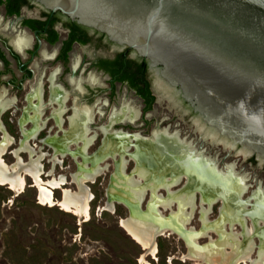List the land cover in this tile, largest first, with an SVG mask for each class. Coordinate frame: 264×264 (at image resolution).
<instances>
[{"label":"bare ground","instance_id":"6f19581e","mask_svg":"<svg viewBox=\"0 0 264 264\" xmlns=\"http://www.w3.org/2000/svg\"><path fill=\"white\" fill-rule=\"evenodd\" d=\"M89 81L91 82L90 79ZM157 87L164 91L168 90V87L160 81H157ZM40 89L42 91V88ZM4 94L6 96V93ZM10 99L0 100V113L10 107ZM27 100V104L18 117L21 140L19 147L11 151L16 158L15 162L11 164L6 163L3 155L13 139L0 121L2 133L0 139L1 185H7L16 191L22 190L26 186V175L32 179L37 187L38 199L41 203L57 204L62 209L87 219L91 194L86 192L83 182L87 177L93 181V178L99 175L102 170L107 169L108 165L101 164V162L106 157H111L114 161V170L110 175V185L106 188L110 200L116 199L117 202H127L131 207L138 206L144 195L148 193V205L145 212L134 213L132 218H121L120 220L126 234L146 252L155 254L156 244H151L153 233L157 225L165 223L170 230L184 240L188 246L189 253L187 255L190 258L204 261L207 264H231L232 262L234 264L242 262L264 264V187L257 183V187L251 192L250 207H247L240 199L243 198L242 193L248 189V176L237 171L234 163H224L219 167L216 157L206 155L203 149L196 148L195 143L184 139L185 137L178 138L176 133H167L166 127L161 128L162 130L154 128L155 130L146 138L135 137L134 150L128 151V146L132 142L131 137L119 132H112V130L109 131V127L118 120L135 119L138 109L136 110L130 105L124 106L122 104L123 106L118 108L117 112L110 113L109 121L101 126L103 136L100 147L92 157L86 153V147L93 139V136L86 135L87 123H89L88 115L93 114L87 109H74L73 115L71 114L72 116L69 117L68 127L63 134L61 136L49 135L44 139L45 143L47 142L54 149L52 157L50 156L52 164L61 163L57 154L63 156L65 153H70L74 158L83 155L85 160L83 164L78 161L79 170L70 175L78 184V190L62 188V198L55 201L52 189L61 186L65 182V177L54 175L46 180L42 178L44 171L40 160L44 153L29 147L28 143L30 139L33 140L37 136L42 126L40 123L42 110L40 109L43 106L39 102L33 103L29 96ZM57 113L54 111L56 123L60 126ZM90 117L92 119V116ZM26 123H30L29 128L25 127ZM206 130L212 129L206 128L201 132ZM71 143L76 146L73 150L68 148ZM231 143L233 144V142ZM21 150L28 152V161L24 162L18 156V152ZM240 150L244 153H250L244 147ZM126 153L131 155L130 157L135 163V167L129 173L125 172L127 159L124 156ZM86 161L89 163L87 164ZM51 172L52 169L50 168L47 174H51ZM181 178H185L184 185L177 190H171V186L180 182ZM158 189H163L166 193L159 194ZM196 192L199 194L200 203H198L200 205L198 218L201 227L198 230L193 229V227H185L195 210ZM217 200L221 201L219 215L210 220L207 214L210 212L211 205ZM172 204L175 205V208L167 217L163 218L159 213L160 207L167 209ZM246 212H250L249 216H245ZM246 218H249L251 228L247 227ZM234 224L243 226L242 230L240 232L233 231ZM209 231L216 234V239H210L208 243L198 245L197 238ZM254 236L258 238L257 244L253 240ZM255 247L257 255L252 258L250 255ZM225 248H229V251H226ZM184 256L187 257L186 254Z\"/></svg>","mask_w":264,"mask_h":264},{"label":"water","instance_id":"95a60500","mask_svg":"<svg viewBox=\"0 0 264 264\" xmlns=\"http://www.w3.org/2000/svg\"><path fill=\"white\" fill-rule=\"evenodd\" d=\"M39 2L106 33L151 64L160 66L158 80L170 92L174 90L176 95L180 94L197 113L192 121L198 138L202 139L199 127L202 131L211 128L223 145L226 140L232 141L234 148L240 145L250 151L248 155L254 154L260 162L264 161V0ZM168 98L172 101L175 96L168 95ZM205 140L203 137L202 145ZM227 149L230 153L232 148ZM97 150L86 153L92 157ZM79 156L83 164L84 156ZM125 156L131 158L128 153ZM71 180L78 190L72 176ZM89 181L87 177L83 186L88 188L85 183ZM106 196L105 208L113 209V202L117 200H110L107 191ZM143 198L138 206L121 202L128 210L125 219L147 210L149 197L144 208L141 207ZM250 200L251 193L240 199L247 207H250ZM168 208L167 214L159 210L163 218L171 213V206ZM249 214L246 212L245 216ZM164 232L173 231L165 223L157 225L151 244Z\"/></svg>","mask_w":264,"mask_h":264},{"label":"flooded vegetation","instance_id":"af4514ba","mask_svg":"<svg viewBox=\"0 0 264 264\" xmlns=\"http://www.w3.org/2000/svg\"><path fill=\"white\" fill-rule=\"evenodd\" d=\"M160 68L106 33L39 0H0V100L13 97L7 109L17 108L20 115L28 96L33 103H42L39 134L44 131L43 135L61 136L74 109H87L93 114L88 115L86 135L93 136V141L103 136L101 126L109 121L110 113L117 112L124 104L138 109L137 116L133 120L113 122L109 131L131 137L128 151L134 150L135 137H147L150 126L153 130L166 127L167 133L188 140L189 135H184L183 130V112L187 109L193 115L197 113L174 90L157 87ZM168 95L176 99L171 101ZM164 102L166 106L160 118L159 103ZM54 111L58 112L60 126ZM189 134L195 135L190 140L195 147L202 149L204 144L197 137L194 122ZM209 145L215 144L209 142ZM226 153L230 154L228 149Z\"/></svg>","mask_w":264,"mask_h":264},{"label":"rangeland","instance_id":"374dc122","mask_svg":"<svg viewBox=\"0 0 264 264\" xmlns=\"http://www.w3.org/2000/svg\"><path fill=\"white\" fill-rule=\"evenodd\" d=\"M159 104L158 114L161 118L163 106L165 107L166 103ZM19 115L17 108L7 109L0 115L4 129L13 139L3 155V159L8 164L15 162V155L11 151L19 147L21 140V131L18 125ZM195 116L187 109L183 112L185 122L183 130L185 131L184 135H189L188 140L195 137L194 134H189ZM50 124L51 122H48V125ZM25 127L29 128L30 123H26ZM65 127L66 125H64ZM152 127L148 128L146 136L153 130ZM199 130L203 129L199 127ZM43 132L33 140L30 139L28 145L44 153L40 160L44 171L43 179L46 180L54 175L65 177L63 185L52 189L55 201H57L62 196V188L77 190L70 175L77 170V162L81 158L80 156L74 158L70 153H65L63 156L57 154L61 163L52 164L51 157L54 149L47 142L45 143L44 139L47 137V133L43 135ZM1 136L0 131V139ZM203 137L209 139L204 141L202 149L206 150V155L209 154L219 160V167L223 165L222 162L234 163L237 171L248 176L249 185L248 189L241 195L243 198L257 187V183L264 187V161L260 162L254 154L248 155L249 153L242 152L240 145L234 148L235 144H232V141L226 140L225 145H223L212 130L202 132L201 138L203 139ZM101 139V136H97L88 145L87 152H94L101 144ZM209 142H214L215 145L210 146ZM69 146L70 149L75 148V144L71 143ZM227 148H232L229 155L226 153ZM238 149L240 152H237ZM18 156L24 162L29 160V154L26 151H19ZM124 157L127 159L125 172L129 173L134 167V162L128 156ZM101 164H108L107 169L97 175L93 181L85 183L88 188L84 187V189L91 194L87 219L62 209L57 204L41 203L38 199L37 187L32 179L26 175V186L22 190H12L7 185L0 184V264H207L194 258L185 257L184 255L187 253L186 244L182 238L173 232H164L156 237L155 254L146 252L131 239L119 225V219L128 214L125 205L114 201L113 210L105 208L104 205L107 200L106 188L114 170V161L111 157H106ZM50 168L52 172L47 174ZM184 182L185 178H181L180 182L171 186L170 189L175 190ZM158 193L165 194L166 192L163 189H158ZM147 198L148 193L144 195L141 202L142 208H144ZM198 203L199 194L196 192L195 210L192 218L186 224V227H193L197 230L201 227L198 218V210L200 209ZM220 205V200L211 205L210 212L207 214L208 219L213 220L218 216ZM171 208L174 209L175 205L172 204ZM160 209L163 214H167L169 211V208L160 207ZM246 225L251 228L249 218H246ZM241 230L239 225H233V231L240 232ZM207 236H200L197 238V242L204 245L209 237L212 239L217 237L212 231H209ZM253 240L257 244L258 238L256 236ZM225 250L229 251V248H225ZM256 255L257 249L255 247L250 256L255 258ZM141 257L143 258L141 259Z\"/></svg>","mask_w":264,"mask_h":264}]
</instances>
